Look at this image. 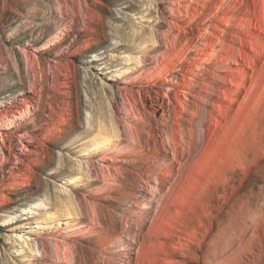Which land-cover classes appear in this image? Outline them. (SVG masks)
I'll return each mask as SVG.
<instances>
[{
    "label": "rangeland",
    "instance_id": "rangeland-1",
    "mask_svg": "<svg viewBox=\"0 0 264 264\" xmlns=\"http://www.w3.org/2000/svg\"><path fill=\"white\" fill-rule=\"evenodd\" d=\"M175 2L0 0V264H264L262 2Z\"/></svg>",
    "mask_w": 264,
    "mask_h": 264
},
{
    "label": "bare ground",
    "instance_id": "bare-ground-1",
    "mask_svg": "<svg viewBox=\"0 0 264 264\" xmlns=\"http://www.w3.org/2000/svg\"><path fill=\"white\" fill-rule=\"evenodd\" d=\"M182 0H176V2L174 3V5H176L178 8L179 7H181V4H180V2H181ZM261 2H262V8H261V10H262V15L264 16V0H261ZM183 6V5H182ZM177 11H178V9H177ZM174 12V11H173ZM251 22V20L250 19H246L245 20V22H244V25H245V27L244 28H246L247 27V25L249 24ZM251 24V23H250ZM250 24H249V26H250ZM248 26V27H249ZM12 33V32H11ZM13 34H11V36H10V38L11 39H14L15 37L14 36H12ZM212 43V42H211ZM214 44H215V42H214ZM222 49V48H221ZM232 49V48H231ZM203 51L201 52V57H198L197 58V61L198 62H201V61H204V60H206V59H209V58H212L213 60H214V64L212 65V70L213 71H215V72H218V71H223L226 67H227V64L229 63H231V64H236L237 66H238V72L239 71H241L242 70V68L243 67H241V65L242 64H239V62H238V60L235 58L236 56L234 55L233 56V52L234 51H232V50H235V47L232 49V50H230V51H232L231 52V54H229L228 56L226 55L225 57H222V56H220L217 52H215V50L214 49H212V47H211V45H206V44H204V49H202ZM218 57L220 58V59H222V60H218ZM127 59H130L129 57H127ZM139 59H142V62L139 60ZM145 57L144 56H142V57H134V65H133V69L134 70H138V69H143V67H145V65L146 64H144L145 63ZM197 68H198V65H197ZM127 71L126 70H124V71H122V73H119V76L121 75H123L124 73H126ZM138 72H140V71H138ZM142 72H145V70H143ZM188 75V74H187ZM195 76V75H194ZM216 77H218V76H216ZM185 80H184V82L182 83V86H186V85H188L189 84V78H184ZM212 79H215V78H212ZM212 80H210V81H208V83L210 84V83H212L211 82ZM219 81V80H218ZM209 90L211 91V93H215L216 91V89H215V87L213 86V85H210V88H209ZM181 91V90H180ZM130 105H131V103H130ZM29 111H32V108H31V105H30V102L28 101L26 104H25V107H24V110H23V113L21 114V116H19V119L20 120H24V118L27 116V114L26 113H28ZM133 113L132 114H134V117L136 118L138 115H140V112H139V110L136 108V109H134L133 111H132ZM15 118V116H13V115H11L10 116V120L9 121H11L12 119H14ZM110 131H107V133H109ZM99 133V132H98ZM98 133H96L94 136H93V138H92V140H91V144H90V148H91V150H99L100 148H101V146H102V144H104V145H109V144H114V142L116 143L117 142V138L115 137V135H110V134H113L114 132L112 131V133L110 132V134H107V133H105V134H98ZM115 134V133H114ZM122 144V143H121ZM121 144H117L118 146H116L117 148H115V151H118V149H120V145ZM124 146L123 147H125L126 148V150H132V146H133V144L131 145V144H129V142L127 143H125V144H123ZM113 150L114 149H112V150H110V152H113ZM114 151V152H115ZM105 160V159H104ZM78 167L79 168H81L82 166H81V164L80 163H78ZM75 179H77V178H75ZM27 212L28 213H33L30 209H28L27 210ZM254 213V212H253ZM251 216V215H250ZM254 216H255V213H254ZM253 216V217H254ZM249 217V216H248ZM252 217V218H253ZM68 218H71V215H70V213L69 212H67V213H65L64 215H57V214H55V213H53L52 211H48L46 214H45V216L42 218H38L37 219V222H35V224H37V225H35L36 227H33V226H31V225H29V227L28 228H30L29 230H30V232L33 234L34 232H36V231H34V229L33 228H36V229H40V228H50V226H51V224H54V223H57L58 221H59V219H63V220H66V219H68ZM250 218V217H249ZM253 220V219H252ZM28 224H32V223H28ZM50 225V226H49ZM83 227H84V224L82 225V223H78V224H75V225H73V227L69 230L70 232H76V231H78L79 233H76V234H72V235H70V237H78L79 235H80V233H82L81 232V229H83ZM262 228H263V234H264V224L262 225ZM256 232V228L254 227V228H252V230H249L248 232H247V234L245 235V242L244 243H248L249 245L252 243V237L256 234V236H257V232ZM25 235H21V236H18V238H19V241H20V244L26 249V250H29V251H31V252H35L36 250L34 249V251L33 250H30V248L31 247H34L35 245V243L34 244H29V242L27 241V238L26 237H24ZM251 251H252V249H250ZM254 253V252H253ZM257 253V252H256ZM36 257H38V256H36ZM33 258H35V256L33 257ZM32 258V259H33ZM34 260V259H33Z\"/></svg>",
    "mask_w": 264,
    "mask_h": 264
}]
</instances>
